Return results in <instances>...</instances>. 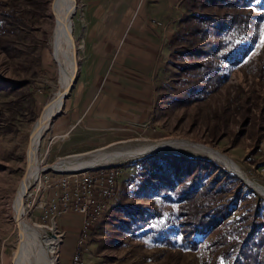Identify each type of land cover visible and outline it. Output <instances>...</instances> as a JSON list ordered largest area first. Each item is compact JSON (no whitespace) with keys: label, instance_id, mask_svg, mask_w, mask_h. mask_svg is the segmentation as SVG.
I'll return each instance as SVG.
<instances>
[{"label":"rangeland","instance_id":"1","mask_svg":"<svg viewBox=\"0 0 264 264\" xmlns=\"http://www.w3.org/2000/svg\"><path fill=\"white\" fill-rule=\"evenodd\" d=\"M75 1L72 37L78 69L40 139L37 158L43 168L24 197L26 221L52 249L53 264H71L82 230L79 264H223L222 252L236 234L230 219L248 212L264 230V0L246 1L241 32L216 28L225 24L214 15L228 10L223 0H177L172 7L169 0H131L113 8L130 7L123 21L91 17L90 11L99 8ZM51 2L0 0V264H11L17 244L10 208L28 169L31 128L64 89L67 68L51 56ZM248 25L254 30L245 29ZM246 36L256 43L251 51H238L236 42ZM97 52L109 56L102 67ZM98 74L105 94L109 80L110 94L119 98L100 123L79 122L77 96ZM78 126L100 130L85 133L92 137L86 144H74ZM165 139L209 147L236 162L240 172L200 151L143 149L136 153L147 151L142 155L85 169L119 170L113 196L90 225H84L82 214L60 208L56 181L69 171L52 165L86 162L103 151L137 150ZM169 154L212 161L236 176L212 173L211 178L225 181V203L233 213L210 234L190 236L198 242L194 249L178 233L179 184L156 181L146 169L156 156ZM151 209L155 216L146 217Z\"/></svg>","mask_w":264,"mask_h":264},{"label":"trees","instance_id":"2","mask_svg":"<svg viewBox=\"0 0 264 264\" xmlns=\"http://www.w3.org/2000/svg\"><path fill=\"white\" fill-rule=\"evenodd\" d=\"M246 1L223 0L224 7L228 10L220 15H214L217 22L221 21L225 24L219 26L217 24L216 28L225 27L241 32L243 9L248 6ZM225 16L228 19H225ZM254 28L255 25H248L245 29L253 31ZM255 43L256 41H252L249 36H246L239 39L235 45L238 51L248 52L252 50ZM146 158L148 157L141 161H146ZM155 159L154 162L151 161L150 165L146 166V169H149V173L155 176L154 180L156 181L166 179L174 184H179L175 201L178 205V218L181 220L178 233L183 235L184 240L188 239L194 249L198 242L190 239V236L192 237L196 233L199 235L210 234L231 218L233 213V210L225 203L228 192L227 185H224L225 181H220V177L217 176L211 178L212 173L217 170L220 172L218 176L224 174L234 179L236 176L226 172L218 164L205 159L192 160L174 154L156 156ZM169 195L165 194L164 196ZM150 211L146 217L152 218L154 210ZM229 222L234 224L232 229L236 231V234L222 252L223 264H264V230L260 224L250 219L248 212L239 218L230 219Z\"/></svg>","mask_w":264,"mask_h":264},{"label":"bare ground","instance_id":"3","mask_svg":"<svg viewBox=\"0 0 264 264\" xmlns=\"http://www.w3.org/2000/svg\"><path fill=\"white\" fill-rule=\"evenodd\" d=\"M76 9L75 0H52L49 6V15L52 19V29L50 31V48L51 56L59 63H62L67 68L66 78L64 80V89L62 94L53 97L46 105L39 119L32 126L28 146L26 150V161L28 169L24 177L20 180L16 187L15 193L11 201V213L15 228L18 233L17 244L11 258V264H53V251L50 249L41 236L39 229L31 225L25 219L24 197L27 195L30 186L38 176L43 167L39 166L38 149L40 139L48 129L51 120L55 117L63 106V99L70 89L74 77L78 69V63L75 54V45L72 37V16ZM50 58V57H49ZM191 149L208 154L210 157L217 158L224 162L228 167L240 172L239 166L230 158L222 156L219 152L196 143H191L186 140L170 139L145 146L140 149L122 151L118 153H102L95 155L86 162L67 161L52 165L51 168L60 171H78L85 170L88 167H95L100 164H107L124 159L134 155L143 149ZM149 151V150H148ZM147 152V151H146ZM142 153V152H141ZM138 155V154H136ZM229 164V165H228ZM232 166V167H231ZM264 193V188H260Z\"/></svg>","mask_w":264,"mask_h":264},{"label":"built area","instance_id":"4","mask_svg":"<svg viewBox=\"0 0 264 264\" xmlns=\"http://www.w3.org/2000/svg\"><path fill=\"white\" fill-rule=\"evenodd\" d=\"M119 170L117 166H109L104 170L75 171L62 174L56 181L59 186L58 203L63 211L71 210L84 216V225L95 221L115 191ZM56 205L52 208L55 209ZM52 208L46 212L47 218L53 213ZM84 230L78 236L71 264H79L81 246L84 241Z\"/></svg>","mask_w":264,"mask_h":264},{"label":"crops","instance_id":"5","mask_svg":"<svg viewBox=\"0 0 264 264\" xmlns=\"http://www.w3.org/2000/svg\"><path fill=\"white\" fill-rule=\"evenodd\" d=\"M177 0H169L168 5L173 6L174 3ZM80 2L85 6L86 8L88 7H98L99 10L97 11H90L89 16L94 17V18H109L110 20L119 18L122 21L127 18V14L129 13L130 7H126L123 10H121V6L116 7V9L113 11V8L115 7L116 4H125V3H130L131 0H80ZM95 10V9H94ZM89 12V11H86ZM125 25V24H123ZM107 31V30H106ZM117 31L114 30L113 33H116ZM86 45V44H85ZM86 49V46H85ZM87 50V49H86ZM97 58L100 59V67L104 66L103 63L106 61V59L109 57L106 52L104 53H96ZM98 78H96L95 82L88 84L82 91L79 92V95L77 96L78 104L81 108L80 110V117L78 118L79 122H90L97 120V123L101 122L102 116H107L108 115V106L111 108V103L114 101V103H117L116 100L119 98L115 94H110L111 87L109 88V85L111 81H107L108 85V91L109 94H105V91L102 90V77L98 74ZM115 90V88H113ZM103 102V106L101 105V101ZM100 102V104H98ZM94 107H97V111H92ZM104 107V109H102ZM110 110V109H109ZM97 116V117H92L91 119L87 118L86 116ZM94 119V120H93ZM76 129V128H75ZM78 130L81 131L80 133V138L78 136H74L72 138V142L75 141L74 144H86L87 141H90L92 137L88 136L87 133L88 131L91 132V130H100L99 127L95 128L91 126H78ZM79 139H78V138ZM78 141V142H76ZM59 246H60V241H59Z\"/></svg>","mask_w":264,"mask_h":264},{"label":"snow or ice","instance_id":"6","mask_svg":"<svg viewBox=\"0 0 264 264\" xmlns=\"http://www.w3.org/2000/svg\"><path fill=\"white\" fill-rule=\"evenodd\" d=\"M261 43L264 44V32H262Z\"/></svg>","mask_w":264,"mask_h":264},{"label":"water","instance_id":"7","mask_svg":"<svg viewBox=\"0 0 264 264\" xmlns=\"http://www.w3.org/2000/svg\"><path fill=\"white\" fill-rule=\"evenodd\" d=\"M74 13V12H73ZM54 118V117H53ZM146 151H144V152H142V153H139L138 155H142V154H144Z\"/></svg>","mask_w":264,"mask_h":264}]
</instances>
